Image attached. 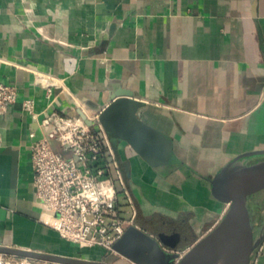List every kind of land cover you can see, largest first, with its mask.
<instances>
[{
	"label": "crops",
	"instance_id": "1",
	"mask_svg": "<svg viewBox=\"0 0 264 264\" xmlns=\"http://www.w3.org/2000/svg\"><path fill=\"white\" fill-rule=\"evenodd\" d=\"M37 72L48 81L38 82ZM0 81L18 89L0 112L3 245L106 258L44 220L31 147L45 116L90 117L124 88L144 102L141 118L171 137L183 161L152 167L127 142L112 141L137 212L129 226L166 250L187 251L227 210L212 195L217 171L264 149V0H0ZM27 99L34 113L25 111ZM52 145L62 150L57 140ZM120 200L128 216L123 194ZM251 264H264V242Z\"/></svg>",
	"mask_w": 264,
	"mask_h": 264
},
{
	"label": "built area",
	"instance_id": "2",
	"mask_svg": "<svg viewBox=\"0 0 264 264\" xmlns=\"http://www.w3.org/2000/svg\"><path fill=\"white\" fill-rule=\"evenodd\" d=\"M44 75L36 73L41 84L48 81ZM53 85L54 82H47L49 93ZM17 98V87L0 81V112L7 111ZM23 107L34 113L35 101L24 100ZM88 118L93 124H87L81 116L56 112L41 120L42 137L31 147L33 185L44 220L62 238L81 248L99 247L106 254H118L114 246L126 228L134 224L137 212L111 136L99 121V111ZM52 140L59 142L61 151L54 149ZM122 194L128 216L120 205ZM186 252L179 251V257L171 264H178ZM121 257L125 261L122 264H136Z\"/></svg>",
	"mask_w": 264,
	"mask_h": 264
},
{
	"label": "water",
	"instance_id": "3",
	"mask_svg": "<svg viewBox=\"0 0 264 264\" xmlns=\"http://www.w3.org/2000/svg\"><path fill=\"white\" fill-rule=\"evenodd\" d=\"M144 102L131 90L119 88L99 110V121L113 142H127L150 166L182 164L170 136L146 123L140 116ZM80 116L91 125L83 113ZM212 195L228 204L221 221L181 257L178 264H251L254 252L264 242V221L255 229L251 196L264 190V149L243 152L222 166L210 181ZM167 242V241H165ZM118 254L90 260L56 253L5 246L0 253L57 264H116L123 256L137 264H171L178 252L166 250L154 237L133 226L116 242Z\"/></svg>",
	"mask_w": 264,
	"mask_h": 264
},
{
	"label": "rangeland",
	"instance_id": "4",
	"mask_svg": "<svg viewBox=\"0 0 264 264\" xmlns=\"http://www.w3.org/2000/svg\"><path fill=\"white\" fill-rule=\"evenodd\" d=\"M252 211L254 214L255 229H258L264 221V190L251 197ZM260 205V208H258ZM0 264H57L20 256L6 255L0 253Z\"/></svg>",
	"mask_w": 264,
	"mask_h": 264
},
{
	"label": "trees",
	"instance_id": "5",
	"mask_svg": "<svg viewBox=\"0 0 264 264\" xmlns=\"http://www.w3.org/2000/svg\"><path fill=\"white\" fill-rule=\"evenodd\" d=\"M252 197V196H251ZM252 199V198H251ZM258 208H260V205H258Z\"/></svg>",
	"mask_w": 264,
	"mask_h": 264
}]
</instances>
